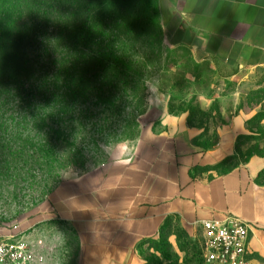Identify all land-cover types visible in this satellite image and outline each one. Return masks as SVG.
I'll use <instances>...</instances> for the list:
<instances>
[{"label": "rangeland", "instance_id": "obj_1", "mask_svg": "<svg viewBox=\"0 0 264 264\" xmlns=\"http://www.w3.org/2000/svg\"><path fill=\"white\" fill-rule=\"evenodd\" d=\"M16 3L0 0V26L7 31L25 14ZM162 4L63 0L64 35L55 43L61 57L50 58L49 38L38 31L23 43L34 66L23 73L24 87L0 85V235L44 238L50 264H76L73 235L52 219L54 193L109 162L163 116L184 115L208 129L240 117L254 138L240 140L238 162L226 170L264 159V68L221 79L188 49L167 43ZM140 255L145 264H205L199 241L175 219Z\"/></svg>", "mask_w": 264, "mask_h": 264}, {"label": "crops", "instance_id": "obj_2", "mask_svg": "<svg viewBox=\"0 0 264 264\" xmlns=\"http://www.w3.org/2000/svg\"><path fill=\"white\" fill-rule=\"evenodd\" d=\"M162 2L167 43L221 79L264 68V0ZM246 124L237 117L208 129L166 115L103 166L65 182L50 199L52 219L73 235L76 264H145L143 244L171 220L199 241L204 221L227 216L250 225L248 264H264V159L226 170L238 162ZM37 240L50 264L49 244Z\"/></svg>", "mask_w": 264, "mask_h": 264}, {"label": "trees", "instance_id": "obj_3", "mask_svg": "<svg viewBox=\"0 0 264 264\" xmlns=\"http://www.w3.org/2000/svg\"><path fill=\"white\" fill-rule=\"evenodd\" d=\"M19 2L20 4L16 3L15 5L18 6L17 10L23 9L25 12L23 18L19 16L15 19L12 29L8 31L0 26V34L2 35V39H0V85L5 89L9 85H17L18 89L24 87V84L22 85L23 73L31 72L34 66H32L30 63L31 61L28 60L29 55L23 43H26L27 40H29L30 43L32 41V36L36 32L44 31L46 38H49V40H47L49 45L45 47V50H47L46 53H48V51L50 52V58H60L62 55L57 51L59 44L55 43H59L58 40L62 39L64 35L59 26L63 0H19ZM73 19H75L74 16L72 17V20ZM22 20L29 22H25V24L21 26ZM49 23L53 24L50 31L47 30ZM74 32L75 31H72L73 36L75 35ZM5 34L7 35L6 37ZM12 40L15 42H12ZM72 43V46L75 47L74 38ZM61 74L62 70L58 69L56 71V76L59 77ZM75 88H77V86H73L72 90L67 87L71 92L75 91ZM56 95H60V93L51 94V97H57ZM253 138L254 134H246L239 139V142L240 140L252 141ZM262 139H264V137H262ZM263 175L264 170L258 176V183ZM259 184L264 186V184Z\"/></svg>", "mask_w": 264, "mask_h": 264}, {"label": "built area", "instance_id": "obj_4", "mask_svg": "<svg viewBox=\"0 0 264 264\" xmlns=\"http://www.w3.org/2000/svg\"><path fill=\"white\" fill-rule=\"evenodd\" d=\"M199 240L205 264H248L250 225L234 216L204 221ZM43 240L26 235L0 237V264H44Z\"/></svg>", "mask_w": 264, "mask_h": 264}]
</instances>
